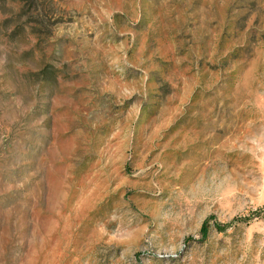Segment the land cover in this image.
Segmentation results:
<instances>
[{"label":"rangeland","instance_id":"374dc122","mask_svg":"<svg viewBox=\"0 0 264 264\" xmlns=\"http://www.w3.org/2000/svg\"><path fill=\"white\" fill-rule=\"evenodd\" d=\"M0 264H264V0H0Z\"/></svg>","mask_w":264,"mask_h":264},{"label":"trees","instance_id":"16d2710c","mask_svg":"<svg viewBox=\"0 0 264 264\" xmlns=\"http://www.w3.org/2000/svg\"><path fill=\"white\" fill-rule=\"evenodd\" d=\"M202 234H203V236H206V234H207V231H206V229H205V228H203V229H202Z\"/></svg>","mask_w":264,"mask_h":264}]
</instances>
